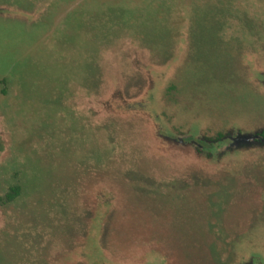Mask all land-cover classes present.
Listing matches in <instances>:
<instances>
[{
  "label": "rangeland",
  "instance_id": "obj_1",
  "mask_svg": "<svg viewBox=\"0 0 264 264\" xmlns=\"http://www.w3.org/2000/svg\"><path fill=\"white\" fill-rule=\"evenodd\" d=\"M0 264H264V0H0Z\"/></svg>",
  "mask_w": 264,
  "mask_h": 264
},
{
  "label": "trees",
  "instance_id": "obj_2",
  "mask_svg": "<svg viewBox=\"0 0 264 264\" xmlns=\"http://www.w3.org/2000/svg\"><path fill=\"white\" fill-rule=\"evenodd\" d=\"M17 192H18V188H17V187H13V188L11 189V192L7 194V197H8V198H11V197H13L14 195H16Z\"/></svg>",
  "mask_w": 264,
  "mask_h": 264
},
{
  "label": "flooded vegetation",
  "instance_id": "obj_3",
  "mask_svg": "<svg viewBox=\"0 0 264 264\" xmlns=\"http://www.w3.org/2000/svg\"><path fill=\"white\" fill-rule=\"evenodd\" d=\"M255 137L258 138V139L262 138L263 137V132L262 131H257L255 133Z\"/></svg>",
  "mask_w": 264,
  "mask_h": 264
}]
</instances>
